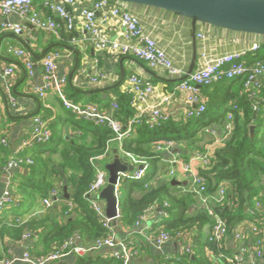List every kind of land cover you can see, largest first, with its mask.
Wrapping results in <instances>:
<instances>
[{
    "label": "trees",
    "instance_id": "trees-1",
    "mask_svg": "<svg viewBox=\"0 0 264 264\" xmlns=\"http://www.w3.org/2000/svg\"><path fill=\"white\" fill-rule=\"evenodd\" d=\"M244 60L248 67L258 60L264 61V43L257 52L249 53ZM245 82L246 78L240 77L201 87V93L207 100L206 112L201 117L169 120L155 127H150L143 121L135 127L132 137L119 146L121 159L124 158V153H129L145 158L149 163L141 180L124 178L120 181V222L128 228L134 227L149 208L164 210L167 216L151 230V239L164 231L173 237L182 236L191 246V254L182 251L175 257L160 258L159 264L231 263L221 258L228 251L223 244L210 241L215 221L207 210L199 206L197 195L189 190L179 191L172 184L170 170L166 177L167 167L170 169L171 165L164 164L156 153L155 146L158 143L173 141L193 153H208L209 165L201 169L200 174L206 181V194L211 198V209L226 223L230 231L247 218L259 225L264 224V213L261 214L255 207L257 201L264 203V111L261 109L260 112H254L253 101L245 88ZM165 84L172 86L175 83ZM113 91L120 109L118 117L126 124L135 115L132 97L121 93L119 87ZM257 100L262 107L264 85L257 92ZM229 114L232 116L230 121ZM73 123L75 136L67 142L64 134L54 128L51 130L52 139L49 143L26 149L23 153V157H30L34 163L24 167L28 177L13 186L15 198L11 203L18 206L17 210L10 203L0 214V247L6 241L19 242L27 234L33 237L38 233V239L34 240L28 252L32 257L39 258L49 256L75 235L80 236V243L84 247L112 235L84 195L95 179L96 172L91 161L100 158L96 162L104 166L112 161L110 150L107 156L104 155L108 144L113 142L114 134L108 128L74 117ZM226 123L232 129L228 135L222 134L218 143L208 130L214 127L225 129ZM252 126L255 127L253 135L250 132ZM59 148V151H64L62 169L63 175L68 179L65 181L66 185L73 187L69 193L71 206L61 210L63 220L53 210L47 211L42 217L29 216L55 188L58 172L52 165V157L59 152ZM222 185L225 189L224 199L216 202L214 198ZM208 251L212 254L209 255ZM5 258L6 256L0 261ZM76 264L122 262L112 252L97 251L76 256Z\"/></svg>",
    "mask_w": 264,
    "mask_h": 264
},
{
    "label": "built area",
    "instance_id": "built-area-1",
    "mask_svg": "<svg viewBox=\"0 0 264 264\" xmlns=\"http://www.w3.org/2000/svg\"><path fill=\"white\" fill-rule=\"evenodd\" d=\"M81 0H48L46 7L56 12L61 22L66 25L69 31L75 27V20L68 12L67 7L75 5ZM138 8H146L142 6L131 5L121 1L114 0H94L93 7L84 9L81 26L88 36V40L99 53H106L114 58L117 57H134L146 63L148 68L154 71L162 70L166 75L177 81L173 93L160 94L157 87L151 79H145L137 74H132L127 80V88L125 93L132 97V107L135 115L123 125L117 118L116 113L119 112V105L116 100L111 103L112 115L103 112L97 104H82L69 99L65 92V86L68 84V78L58 74L57 60L60 54L52 53L46 55L42 60L43 67V82L41 85H31V90L41 100H46L49 92H55L65 109L72 114L93 123L97 126L108 128L113 134V141L122 145L123 141L130 139L137 125H141L146 121L150 127H155L163 122L173 120L171 114V106L176 100H181L184 105L182 118L185 120L199 118L206 112V99L201 93L200 88L209 86L216 82L233 80L240 77H245V88L249 92V97L253 101L254 112L264 111V104L260 105L257 100V92L264 85V61H256L251 67L247 66L244 60L251 52H257L264 43H257L250 48L232 50L214 54L211 46L208 44L209 37L201 31H197L198 56L194 71L186 80H181L188 74L189 65L184 64L186 54L182 41L181 46L174 44L163 45L157 38L154 28H149L148 21L144 19ZM111 16L119 20L121 26V38L110 42L108 37L102 32L99 26L97 13ZM48 14V11H47ZM10 16H19L33 27L50 32L57 33L62 23L53 17L41 14L34 5V0H0V32L11 31L17 36L23 35L24 26L20 24H12L4 21ZM187 20V19H186ZM189 21V20H188ZM192 35V34H190ZM179 46V47H178ZM16 55L25 60V68L28 72V77L33 78L35 75V62L24 50H16ZM15 74L14 67L0 68V76L10 78ZM102 77L99 71L92 77V83L98 85ZM9 92V101L12 106L16 105V98ZM237 109V107H234ZM232 119L231 114L228 115V121ZM232 127L226 123L224 136L228 135ZM215 135L212 130H208ZM52 139L50 129V120L44 117H36L34 119V128L31 136L22 142V144L14 151L13 156L5 166L6 171L12 169L24 168L32 165L34 162L30 157H23L26 149L47 144ZM221 141V139H220ZM5 143V140H3ZM176 146L173 141H164L156 144V152L162 154L171 152ZM109 153V148L104 156ZM100 159V158H98ZM98 159L91 161L95 169V179L89 190L84 195L86 201L90 204L92 210L105 222V227L109 228L112 235L105 239L97 240L93 245L84 247L79 245L80 236L66 240V242L55 252L47 257L34 258L29 252H26L22 258H16L13 255L6 257L0 261V264H15L21 261L24 264H51L58 262L66 256H85L88 253L102 251L108 249L113 253V256L122 262V264H132L137 251L133 247V242H119L115 239L112 232V221L106 216V205L100 199V193L107 186L108 172L104 170L105 166L97 163ZM125 163L134 166V172L120 173L118 183L116 185V196L119 200V185L121 179L129 178L133 180H141L149 167V163L145 158L137 157L129 153H124L122 159ZM201 161L204 168L209 165V155L195 152L192 155L191 163L182 166L183 172L188 176L191 182L190 192H193L199 198V206L203 207L214 218V225L211 230L210 241L223 244L228 243L230 239L235 247V250L227 249L228 254H222L221 258L226 259L231 264H264V224L259 225L247 218L236 225L231 231L226 223L211 209V198L206 194V181L200 172L193 168L192 163ZM171 166H175L174 161H170ZM142 166V169L139 167ZM173 167V168H175ZM174 169L171 174L173 175ZM225 189L222 185L214 198L216 202H222L224 199ZM52 198H58V192L52 190L50 196L44 199V205L49 207L52 204ZM11 202L10 193H5L0 200V214L5 207ZM167 207L168 204H165ZM255 207L261 214L264 213V203L257 201ZM197 208V207H195ZM152 208H149L140 218L139 222L144 219L146 213ZM162 217L167 216L164 210L160 212ZM120 218V214H119ZM136 223L135 227L139 225ZM31 234H27L25 238H30ZM182 236L173 237L169 233L160 231V233L149 241L156 247L160 248L168 242L178 241L182 245V251L186 254H191V246L184 243ZM181 251V252H182ZM211 255L212 252L208 251Z\"/></svg>",
    "mask_w": 264,
    "mask_h": 264
},
{
    "label": "crops",
    "instance_id": "crops-1",
    "mask_svg": "<svg viewBox=\"0 0 264 264\" xmlns=\"http://www.w3.org/2000/svg\"><path fill=\"white\" fill-rule=\"evenodd\" d=\"M47 1L35 0V8L41 14L53 17L61 22L62 20L56 12L46 7ZM93 2L94 0H81L75 5L67 7L68 12L75 20V27L72 31H69L62 22V27L57 33H50L33 27L19 16H10L4 19V21L12 24H20L25 29L21 36H17L11 31L0 32V68H15V74L12 77L3 78L0 76V200L7 192L10 193L11 200H14V184L28 177L25 168L6 171L5 164L22 142L31 136L36 117H44L50 120L51 130L58 128L64 134L66 142L69 138L75 136L73 117L82 120L64 108L55 92H49L46 100H41L31 90L32 84L41 85L43 82L41 63L46 55L60 54V58L57 60L58 74L68 78V84L64 90L69 99L82 104H97L103 112L110 115L113 114L110 107L111 103L117 98L113 89L119 87V91L125 93L127 80L132 74L151 79L160 94L173 93L175 90L177 82L169 78L162 70H151L146 63L134 57L114 58L109 54L99 53L95 50L81 26L83 11L92 8ZM138 11L143 14L146 21L149 20L147 22L149 28L155 29L157 38L163 45L171 43L181 46L182 41L186 42L182 46L186 54L184 64H188L190 68L193 52L190 21L155 8H138ZM97 18L100 29L110 42L121 38V26L118 19L111 16L105 17L100 12L97 13ZM198 30L208 35V44L214 54L250 48L264 41V37L233 33L203 24L199 26ZM16 50L26 51L35 62V75L33 78L28 77L25 60L16 55ZM97 71L101 73L102 77L100 83L96 86L91 81ZM165 82H174L175 84L168 86ZM8 90L16 98L15 106H12L9 101ZM204 98L206 99L205 96ZM184 108V103L181 100H176L171 106L172 119H181ZM114 115L123 125L127 124L118 117V113ZM82 121L88 122L86 120ZM210 130L215 133V140L219 143L225 129L214 127ZM3 140H5V143H3ZM119 146L118 142L115 141L108 144L112 156L111 162L114 161L116 156H119ZM63 152L59 151L52 157V165L58 172V179L53 190L58 192V198H52V204L49 207L44 205V201L40 202L39 208L29 216L39 215L42 217L47 211L53 210L54 214L60 215L61 220H63L61 210L64 207L71 206L69 193L72 192L73 187L70 185L67 187L65 182L68 179L63 175ZM194 153L179 145H176L169 153H158L164 164L169 165L170 161L175 162L176 167L174 165L170 169L167 167L166 177L167 172L170 170V178L179 183V185L176 183L175 186L181 192H186L191 188L190 179L183 172L182 166L191 163ZM192 165L199 172L204 168L201 161L194 162ZM173 169L175 173L172 175ZM65 189L67 192H65ZM10 206H14L13 208L16 210L18 208L14 203H11ZM160 212V209L152 208L136 227L128 228L121 222L117 226L112 225V232L117 241L133 242L137 255L134 257L132 264H159L160 258L175 257L182 251V245L178 241L168 242L160 248L149 241L151 230L163 218ZM37 237L38 233L34 234L33 237L31 235L30 238L24 237L19 242L6 241L0 247V259L10 255L21 259L31 249L32 243L38 239ZM184 243H187V239L184 240ZM79 245L82 244L79 243ZM224 248L225 250H235L230 239L224 245ZM102 252L108 253L111 251L104 249ZM15 264L24 263L18 261ZM51 264H76V256L69 255Z\"/></svg>",
    "mask_w": 264,
    "mask_h": 264
},
{
    "label": "water",
    "instance_id": "water-1",
    "mask_svg": "<svg viewBox=\"0 0 264 264\" xmlns=\"http://www.w3.org/2000/svg\"><path fill=\"white\" fill-rule=\"evenodd\" d=\"M131 5L164 10L187 19L191 23L192 61L188 74L181 80H186L194 71L198 43L197 31L200 25H208L221 30L264 37V0H114ZM175 82L179 80H174ZM255 127H251L253 135ZM143 167L140 166L139 169ZM108 172L107 186L100 193V199L105 202L106 216L117 226L119 220V200L116 196V185L120 173L134 172V166L125 163L119 156L113 162L105 165ZM172 180V184L176 185ZM179 185V183H177ZM65 192L66 189H65ZM67 196V194H66Z\"/></svg>",
    "mask_w": 264,
    "mask_h": 264
},
{
    "label": "rangeland",
    "instance_id": "rangeland-1",
    "mask_svg": "<svg viewBox=\"0 0 264 264\" xmlns=\"http://www.w3.org/2000/svg\"><path fill=\"white\" fill-rule=\"evenodd\" d=\"M105 203V202H104Z\"/></svg>",
    "mask_w": 264,
    "mask_h": 264
}]
</instances>
